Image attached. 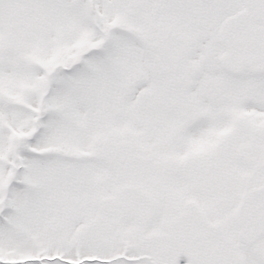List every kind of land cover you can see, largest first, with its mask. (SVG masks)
<instances>
[{"label":"snow or ice","instance_id":"6c2138e0","mask_svg":"<svg viewBox=\"0 0 264 264\" xmlns=\"http://www.w3.org/2000/svg\"><path fill=\"white\" fill-rule=\"evenodd\" d=\"M0 264H264V0H0Z\"/></svg>","mask_w":264,"mask_h":264}]
</instances>
